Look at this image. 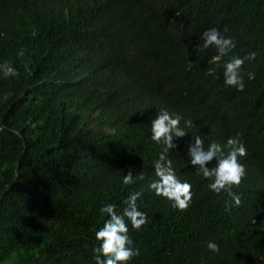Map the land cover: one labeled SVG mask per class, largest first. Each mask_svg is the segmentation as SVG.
<instances>
[{"label": "trees", "instance_id": "16d2710c", "mask_svg": "<svg viewBox=\"0 0 264 264\" xmlns=\"http://www.w3.org/2000/svg\"><path fill=\"white\" fill-rule=\"evenodd\" d=\"M211 28L236 42L215 62ZM250 53L244 90L226 85L225 63ZM161 109L187 133L169 150L191 185L184 211L148 188ZM237 134L238 207L188 156L196 135L207 148ZM136 191L147 222L128 224L127 264H264V0H0V264H95L100 209L122 213Z\"/></svg>", "mask_w": 264, "mask_h": 264}, {"label": "clouds", "instance_id": "9594fccd", "mask_svg": "<svg viewBox=\"0 0 264 264\" xmlns=\"http://www.w3.org/2000/svg\"><path fill=\"white\" fill-rule=\"evenodd\" d=\"M226 31H228L227 28H225ZM201 39L204 49L212 46L216 48L218 55L213 57V62L228 56L236 46V42L231 37H225L216 28L205 31ZM254 59L255 53H250L244 59L233 56L226 62L224 65L225 84L235 87L238 91H243L244 81L241 68L245 60ZM3 69L5 76L17 74L7 63L3 65ZM181 119L180 115H172L167 110L161 109L151 121V139L158 144L163 143L165 147L154 164L157 179L150 181L148 188L157 196L171 201L173 208L184 211L192 200L191 185L176 176L172 159L169 157V150L176 147L173 143L174 138H183L187 135L186 131L180 127ZM192 126L191 120L185 121V128ZM193 140L194 143L188 148L191 164L198 168V173L210 181L208 184L210 190L217 194L227 191L234 206L238 207L241 198L233 193L231 188L239 186L246 175L245 166L240 163V158L247 155V149L241 142L239 134L229 138L223 147L213 142L205 148L204 140L200 135L194 136ZM225 148H227L226 152ZM213 159L217 161L216 166L211 169L206 167V164ZM138 178L143 180L144 176L140 174ZM122 180L124 184H132V172L129 171L127 175H123ZM142 195L141 191L130 193L125 201L127 206L122 213L116 211L115 204H105L100 209L102 214L108 216V219L95 234L96 240L100 242V246L93 249L95 264H127L129 260L138 255L128 235V224L130 222L133 229L139 230L147 222L146 213L141 212L137 204ZM228 207L229 204L226 202V208ZM207 248L212 252H219V246L215 242L209 241Z\"/></svg>", "mask_w": 264, "mask_h": 264}]
</instances>
